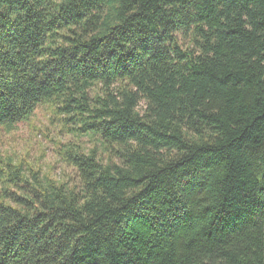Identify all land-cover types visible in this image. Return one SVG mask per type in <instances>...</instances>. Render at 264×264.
I'll list each match as a JSON object with an SVG mask.
<instances>
[{
	"label": "trees",
	"instance_id": "1",
	"mask_svg": "<svg viewBox=\"0 0 264 264\" xmlns=\"http://www.w3.org/2000/svg\"><path fill=\"white\" fill-rule=\"evenodd\" d=\"M45 105L76 182L0 160V264H264V0H0V128Z\"/></svg>",
	"mask_w": 264,
	"mask_h": 264
},
{
	"label": "rangeland",
	"instance_id": "2",
	"mask_svg": "<svg viewBox=\"0 0 264 264\" xmlns=\"http://www.w3.org/2000/svg\"><path fill=\"white\" fill-rule=\"evenodd\" d=\"M75 140L64 122L45 105L29 121L0 128V160L10 158L22 163L27 171H38L43 176L72 185L76 182L74 173L60 162L57 150L60 144ZM81 143L87 150L94 147L87 138H82Z\"/></svg>",
	"mask_w": 264,
	"mask_h": 264
}]
</instances>
